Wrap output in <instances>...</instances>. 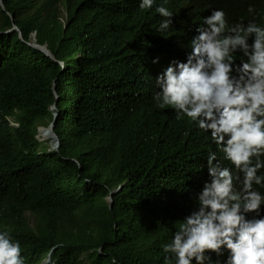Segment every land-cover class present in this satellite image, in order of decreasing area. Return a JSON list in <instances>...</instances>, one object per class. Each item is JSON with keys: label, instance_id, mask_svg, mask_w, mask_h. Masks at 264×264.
<instances>
[{"label": "trees", "instance_id": "trees-1", "mask_svg": "<svg viewBox=\"0 0 264 264\" xmlns=\"http://www.w3.org/2000/svg\"><path fill=\"white\" fill-rule=\"evenodd\" d=\"M1 2L0 231L20 243L25 264L49 254L48 264H165L163 245L198 210L214 142L157 107L156 85L148 100L146 82L158 51L192 40L214 10L264 26V0H171L164 30L141 0ZM33 34L65 68L28 44ZM54 114L59 148L41 149L36 136ZM228 255L206 253L205 264Z\"/></svg>", "mask_w": 264, "mask_h": 264}, {"label": "clouds", "instance_id": "clouds-1", "mask_svg": "<svg viewBox=\"0 0 264 264\" xmlns=\"http://www.w3.org/2000/svg\"><path fill=\"white\" fill-rule=\"evenodd\" d=\"M157 1L141 0L140 8L152 11L148 19L161 23L164 30L173 16L171 0ZM7 6L0 3L9 15ZM203 23L192 40L179 36L178 45L158 51V67L144 91L149 100L156 85L157 107L174 109L177 119L188 118L214 142L208 158L210 176L196 194L198 210L180 222L172 242L163 245V252L171 254L165 256V264L173 259L175 264H205L211 259L206 253L219 257L225 251L226 264H264V196L259 190L264 184V26L238 23L225 10L212 11ZM33 35L28 44L65 68V61L57 60ZM238 54L245 59L237 61ZM51 148L57 150L59 143L54 140ZM218 150L223 153L220 161L234 166L235 175L217 161ZM251 213L256 215L250 217ZM50 258L51 254L41 264L50 263ZM0 264H25L20 243L8 230L0 231Z\"/></svg>", "mask_w": 264, "mask_h": 264}, {"label": "rangeland", "instance_id": "rangeland-1", "mask_svg": "<svg viewBox=\"0 0 264 264\" xmlns=\"http://www.w3.org/2000/svg\"><path fill=\"white\" fill-rule=\"evenodd\" d=\"M7 8L9 9V6H7ZM66 17V13H63L61 16V20H65ZM32 40H34V35H32ZM46 50V49H45ZM38 142H39V148L43 149L44 147H48L54 146V142L53 140H51L50 138H45L42 136L41 132H39V135L37 136Z\"/></svg>", "mask_w": 264, "mask_h": 264}, {"label": "water", "instance_id": "water-1", "mask_svg": "<svg viewBox=\"0 0 264 264\" xmlns=\"http://www.w3.org/2000/svg\"><path fill=\"white\" fill-rule=\"evenodd\" d=\"M57 115H55L53 122L49 125V127L47 128V130H50L54 136V140L59 143L58 137L57 135L54 133V124H55V119H56ZM111 200V197H110Z\"/></svg>", "mask_w": 264, "mask_h": 264}, {"label": "bare ground", "instance_id": "bare-ground-1", "mask_svg": "<svg viewBox=\"0 0 264 264\" xmlns=\"http://www.w3.org/2000/svg\"><path fill=\"white\" fill-rule=\"evenodd\" d=\"M40 132H41V134H42L43 137L50 138L51 140L54 139V136H53V134H52V132L50 130L41 129ZM53 142H54V140H53Z\"/></svg>", "mask_w": 264, "mask_h": 264}]
</instances>
